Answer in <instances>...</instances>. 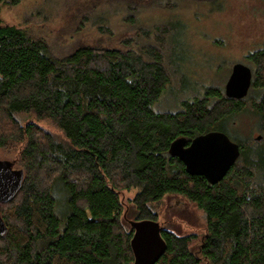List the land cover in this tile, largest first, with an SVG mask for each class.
Returning <instances> with one entry per match:
<instances>
[{
	"label": "trees",
	"instance_id": "trees-1",
	"mask_svg": "<svg viewBox=\"0 0 264 264\" xmlns=\"http://www.w3.org/2000/svg\"><path fill=\"white\" fill-rule=\"evenodd\" d=\"M20 1L0 0V160L23 175L1 204L0 264H132L130 220L160 221L157 203L167 195L203 211L206 230L199 237L161 224L167 248L155 264H264V48L249 53L248 96L206 87L161 110L175 76L163 49L129 38L56 54L32 27L2 22V6ZM178 24L160 31L168 37ZM243 112L256 115L259 141L230 130ZM215 130L242 153L211 183L170 146ZM125 191H134L128 204Z\"/></svg>",
	"mask_w": 264,
	"mask_h": 264
},
{
	"label": "rangeland",
	"instance_id": "rangeland-1",
	"mask_svg": "<svg viewBox=\"0 0 264 264\" xmlns=\"http://www.w3.org/2000/svg\"><path fill=\"white\" fill-rule=\"evenodd\" d=\"M1 19L40 32L56 54L80 44L116 46L129 38L160 47L175 74L157 106L161 110L178 109L183 98L202 95L206 87L223 90L233 64L248 62L250 51L264 48V0H21L3 5ZM177 20L168 37L160 31ZM257 122L255 114L243 112L229 128L240 139H254ZM39 123L59 133L49 121ZM259 163L264 166L263 159ZM133 195L125 191V203ZM156 209L166 228L199 237L206 230L203 211L183 197L167 195Z\"/></svg>",
	"mask_w": 264,
	"mask_h": 264
},
{
	"label": "water",
	"instance_id": "water-1",
	"mask_svg": "<svg viewBox=\"0 0 264 264\" xmlns=\"http://www.w3.org/2000/svg\"><path fill=\"white\" fill-rule=\"evenodd\" d=\"M226 83V95L234 98L246 96L252 81L249 66L238 62L233 66ZM261 135L257 136L260 140ZM170 153L179 157L191 174L203 175L209 182H220L236 162L240 146L222 132L211 131L192 139L187 145L185 137L175 139L170 146ZM10 160H0V232L6 230L1 215V204L12 197L19 189L22 172L13 168ZM134 228L131 247L134 254L132 264H155L167 248L162 236L161 222L154 219H131Z\"/></svg>",
	"mask_w": 264,
	"mask_h": 264
},
{
	"label": "flooded vegetation",
	"instance_id": "flooded-vegetation-1",
	"mask_svg": "<svg viewBox=\"0 0 264 264\" xmlns=\"http://www.w3.org/2000/svg\"><path fill=\"white\" fill-rule=\"evenodd\" d=\"M250 53V52H249ZM249 53L246 55V60L248 61V62H244V61H237V62H235V63H238V62H241V63H244V64H246L247 66H249L250 68H251V71H252V81H251V85H250V87H249V90H248V93H247V95L246 96H248L249 95V93L251 92V90H252V87H253V84H254V66H253V64H252V62L250 61V58H249ZM234 63V64H235ZM234 64H233V66H234ZM232 70H233V67H232ZM231 73H232V71H231ZM230 73V74H231ZM226 83H227V81H226ZM226 83H225V87H224V89H223V91H224V93L226 94ZM246 96H243L242 98H244V97H246ZM215 131H217V132H222V133H225V134H227L229 137H230V135L227 133V132H225V131H223V130H215ZM208 132H211V131H208ZM208 132H205V133H208ZM258 135H260V133L258 132V134H256V136H254V138L256 139V140H258L257 139V136ZM230 139L232 140V141H234L235 143H237V144H239V146H240V154H239V156H238V158H237V160L239 159V157L241 156V153H242V148H241V145H240V143L239 142H237L235 139H233L232 137H230ZM259 141V140H258ZM187 145H188V143H187ZM236 160V161H237ZM236 163V162H235ZM230 170V169H229ZM229 172V171H228ZM227 175V174H226ZM225 175V176H226ZM224 176V177H225Z\"/></svg>",
	"mask_w": 264,
	"mask_h": 264
}]
</instances>
